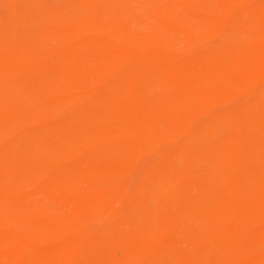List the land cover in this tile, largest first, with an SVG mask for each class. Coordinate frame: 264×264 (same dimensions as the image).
<instances>
[{"label":"rangeland","instance_id":"1","mask_svg":"<svg viewBox=\"0 0 264 264\" xmlns=\"http://www.w3.org/2000/svg\"><path fill=\"white\" fill-rule=\"evenodd\" d=\"M238 51L241 59L236 63L221 61L224 54L237 58ZM1 58L35 71V78L16 80L0 61V100L25 96L27 111L37 118L28 120L31 131L28 127L21 131L25 126L17 122L21 109L1 105L0 150L20 132L28 131L30 155L42 158L43 145L51 139L49 132H37L45 127L44 118L63 125L75 118L76 109H82L94 120L99 140L84 142L79 148L67 147L65 155L54 152L49 156L72 165L89 159L90 154L83 150L95 144L99 152L106 153V159L93 162L95 174L73 175L61 184L51 179L39 162L27 165L21 158L6 159L0 151V166L13 162L25 172L24 177L17 175L6 182L14 197L0 198V216L9 222L3 228H23L28 219L26 207L36 203L38 215L49 225L33 249L47 246L52 251L50 256L13 261L2 255L14 248L5 245L0 247V264H151L169 247L170 233L145 240L141 253L136 249V236L121 229L110 242L78 246L59 258L57 252L79 243L84 227L96 230L102 226L89 215L99 209L106 210L105 219L112 223L129 218L151 220L164 230L175 215L167 213L163 202L135 195L123 206L119 190L132 189L147 168L168 175L167 159L174 162L175 177L186 184L183 196H199L198 177L189 174L186 163L191 151L187 139L190 133L202 131L209 139L211 122L218 125L219 141L235 148L230 155L233 167L264 169V151L258 147L264 132L256 128L264 127V116L242 113L251 107L262 111L264 106V79L248 81L251 75L264 73V0H0ZM209 61L219 63V71L208 69ZM140 73H149L142 85L136 75ZM124 74L127 79L133 77L127 82ZM42 80L46 85L41 86ZM125 92L138 105L144 97L150 112L128 118L115 113L101 119L99 111ZM232 121L236 127L229 132ZM213 147L217 154L222 149L218 143ZM200 148L206 151L204 146ZM199 168L203 171L204 164ZM238 172L233 169L229 179H239ZM243 176L249 182L246 197L261 192L259 202L264 206L262 177L255 172ZM238 206L220 200L212 208L201 203L199 210L219 220L222 210L230 217L240 215ZM249 217L245 216L246 220ZM55 224L64 225L65 231L52 233ZM242 224L245 221L238 224L239 233L235 230L243 252L236 262L264 264V246L254 247L261 238L249 235ZM256 228L255 232H264V225ZM223 229L230 230L229 223ZM195 232L200 238L205 234L202 228ZM188 234L184 229L183 236L176 238L182 248L187 247ZM34 236L33 229L24 228V239L32 242ZM196 259L197 264H213L208 257ZM172 260L167 264H181ZM216 264H235V260L220 258Z\"/></svg>","mask_w":264,"mask_h":264},{"label":"bare ground","instance_id":"2","mask_svg":"<svg viewBox=\"0 0 264 264\" xmlns=\"http://www.w3.org/2000/svg\"><path fill=\"white\" fill-rule=\"evenodd\" d=\"M240 53L241 51L237 52V58H234L230 54H224L221 56V61L223 63H236L241 59ZM4 60H7L8 62ZM0 61L2 62L3 67L7 69V73L10 72L9 74H11L16 80H21L32 76L35 78L34 75L36 74H34V70H31L32 72H30L28 68L25 66L22 67L18 64V62L10 63V60L7 58H1ZM207 67L208 69H211V71L215 72L219 71L221 68L219 63L212 61L208 62ZM153 70H156V68ZM54 71L58 75L59 71L56 69ZM136 75L139 77L141 85L144 84V82L149 77V73H147V75L144 73ZM218 75H220V73ZM122 77L123 80H127L128 82V80L133 76H129L127 79L126 74H124ZM262 79H264V73L251 75L248 81L250 83H257ZM39 83L41 86L46 85L43 80L39 81ZM48 96L50 95L48 94ZM22 98V100L2 99L0 100V108L1 105L3 107L9 108H20L22 117L19 118V120L17 119V122H19L21 126L25 125L21 131L27 127V130L31 131L28 120L35 119L37 116L31 115L27 111L26 105L24 103L25 96H22ZM140 101V105H138V103L136 104L134 97L131 94H127L125 92V94H120L114 98L110 105L103 107L104 109L102 108L103 110L99 111V117L101 119H108L111 118L112 114L120 113L123 117L128 118L138 117L140 114L150 112V109L152 108L148 105V101L144 99V97H141ZM67 103L71 105L72 102L68 101ZM262 109L263 110L261 111L251 107L245 109L246 111L242 110V113H249L253 116L262 117L264 116V113H262L264 111V106H262ZM44 121L46 123L45 127L41 130H38L37 132L47 131L50 133V143L43 145L44 149L42 152L45 156L42 158H36V156L30 155L29 146L26 144L28 140V131H26L20 132L17 139L13 140L0 150L2 153H4L6 159L21 158L22 160H25V164L27 165L39 162L42 170H44L51 179L56 180L61 184H64L73 175H78V177L83 178L87 174H95L96 171L92 168L93 162H96L98 159H106V153L99 152L95 144L90 149L83 150L90 154L89 159L84 161H75L72 165L68 163L67 160H56L49 156V154L54 152H60L65 155L66 152L64 151L67 147L79 148V146L84 142L87 143L91 141L96 143V141L99 140L101 134H99L97 128L93 126L94 120L92 117L85 115L84 112H82V109H76L75 118L66 120V123L63 125L56 122L54 119H50L49 117L44 118ZM228 121L226 122V125ZM77 123L78 126L76 125ZM210 124L211 133L210 137L208 136L209 139L204 138L203 131L193 134L190 133L187 139V143L189 144L191 151L186 163L189 165V174L198 177L197 184L199 186V196H196L195 194L183 196L182 193L186 187V184L184 183V180H180L179 178L175 177V171L173 168L174 162L167 159L164 161V163L166 164L165 166L168 170V175H161L157 173V170L155 171L154 167L147 168L141 173L139 182L136 183L132 189L121 187L119 190L121 193L119 196V203L123 206L127 200L131 199V197L135 195L137 197L141 196L142 200L146 199L149 201L163 202L165 204L167 213L169 215H175V217L172 215L174 218L171 219V223L164 230L162 227H157L156 224L151 220H145L141 222L133 218H129L128 221H116L112 223L111 221L105 219L106 210L99 209L90 212L89 215L91 219L101 221L102 226L96 230L84 227V236L82 235V240L79 243H75L74 245L71 244L63 246V248L57 252V258L61 257L64 252H68L78 246H90L98 243L110 242L115 235V231H117V229H121L124 232H131V234L136 236V249L139 248V253L142 252L141 248L146 245L145 240L153 239L155 236L160 235L161 232H168L172 235V241L170 242L167 250L162 252L158 257L156 255L155 258L151 260V264H167L169 258H173L175 263L177 261L181 264H197L196 257L199 256L204 258L208 257L213 264H216L217 260L220 258L224 260L233 258L235 260V264H238L236 260L241 256V254H243V252L238 245L239 242L237 241L238 237H236L237 232L235 230L239 229L238 224L242 223L243 221H245V224L242 225L249 230V235L261 238L260 243H256L254 247L256 248L258 245L264 246V232H255L257 229L256 227L264 225V206H260L259 202V199L263 193H252V195L246 197L245 194L248 190L249 182L245 180L243 176L245 174L249 175L255 172L262 177V181L264 182V169H257L251 165H248L249 167L245 168L233 167V165L230 163V155L235 152V148H233L229 142L221 140L219 141V138L216 136L218 133L217 130H219L218 125L213 122ZM127 127L128 125L124 126V128ZM235 127V123L232 121L231 126L228 125V131L230 132L234 130ZM256 128L264 132V127ZM222 137L224 138V136ZM65 141L67 143L66 145H63V143L65 144ZM217 143L220 144L222 148L218 154L215 153L213 147V145ZM203 146L206 148V151L201 150L200 147ZM258 147L261 148V152L264 151V140L263 142L261 141ZM250 162L251 161H247V163ZM201 164H204L205 166L203 171H201L199 168ZM233 169L234 171H239L237 174L239 179L237 180L229 179V174L233 172ZM17 175H22V177H24L25 172L22 171V168L18 170L16 164L13 162H8L0 166V198H10V195L14 197L13 191L7 187L6 182L9 178L16 177ZM55 200L58 199L55 198ZM61 200L62 201L60 202L64 201L63 199ZM220 200L232 201L235 204H239L238 207L240 210L238 213H240V215L230 217L226 211L224 212L222 210V219L218 220L217 216H214L211 213H205L203 210H199L201 203H204L206 206L212 208L214 204H217V202ZM140 205H143L142 201H140ZM26 209L28 211V213H26V215L28 214V219L24 220L25 226L23 228L14 227L13 225H9L8 228H3V224L5 225L9 222H3V217L0 216V247L3 248L5 245H11L14 247L10 252L3 253L2 255H8L13 261H18L25 258H38V255L41 254L50 256L52 253L51 249L47 246H43V249L37 251L33 249L34 245L40 242L44 237L42 231L47 228L49 222L38 215V206L36 203L26 207ZM245 216L250 217L246 220ZM225 223H229L231 227V229L226 232L223 229ZM25 227L35 231V236L33 237L35 240L32 242H30L28 239H24L25 237L23 238ZM199 228L205 230V234L202 235L201 238L199 235L195 234V231L199 230ZM184 229H187L189 232V234L186 235V248H182L179 245L178 240H176V238L183 236ZM51 231L54 234L64 232L65 227L64 225L58 226L55 224V230L53 228ZM206 241H209L210 244H206ZM261 261L264 263V257L261 258Z\"/></svg>","mask_w":264,"mask_h":264}]
</instances>
